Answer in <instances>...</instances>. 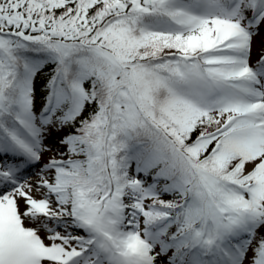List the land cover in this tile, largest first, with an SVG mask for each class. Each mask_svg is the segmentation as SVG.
<instances>
[{"label":"trees","instance_id":"1","mask_svg":"<svg viewBox=\"0 0 264 264\" xmlns=\"http://www.w3.org/2000/svg\"><path fill=\"white\" fill-rule=\"evenodd\" d=\"M211 1L224 8L228 0ZM253 2L239 0V17H251ZM0 12L6 14L0 18V143L5 131L18 129L21 108L41 129L64 126L72 149L84 157L60 167L73 204L80 195L107 191V183L129 184L123 170L131 163L153 197L143 212L147 225L172 215L182 217L185 230L201 218L210 225L209 204L244 199L250 144L223 131L202 138L219 125L201 107L202 91L193 89L186 71L200 74L199 65L219 57L205 58L202 42L190 43L187 34L151 28L176 13L169 4L147 1L140 9L132 0H0ZM255 176L259 203L264 170ZM224 183H230L226 192Z\"/></svg>","mask_w":264,"mask_h":264},{"label":"rangeland","instance_id":"2","mask_svg":"<svg viewBox=\"0 0 264 264\" xmlns=\"http://www.w3.org/2000/svg\"><path fill=\"white\" fill-rule=\"evenodd\" d=\"M132 1L140 9L146 8V0ZM154 4L164 9L165 4L179 7L172 21H158L156 29L184 31L190 43L202 42L205 58L222 56L221 63L199 65L198 71H208L202 75L205 78L187 67L190 84L205 96L209 93L206 97L212 100L203 103L211 109L220 130L232 121L247 123L233 130V135L248 139L256 153L247 169L264 167V15L256 14V22L249 24L238 19L232 5L222 10L208 0H152L149 6ZM263 8L264 3L258 10ZM24 123L16 133L17 140L35 164L28 176L13 185L4 182V189L0 188V264H175L170 250L163 251L155 241L161 226L142 222V211L153 198L130 166L125 170L130 171V189L115 185L110 197L101 191L80 196L73 207L59 190L58 167L73 157L72 146L64 138L65 127L54 122L37 131L27 115ZM8 171L0 161V178L13 180ZM248 185L244 189L247 196ZM236 204L243 206L244 202ZM260 204L264 212V198ZM209 206L217 235L206 239L203 226L201 232L193 229L191 236L193 248L206 247L208 264H251L257 254L264 258L260 240L264 224L256 226L253 235L247 225L251 202L238 207L240 210L220 201ZM80 234H92L86 248L79 244ZM234 237L238 242L232 247L229 239Z\"/></svg>","mask_w":264,"mask_h":264},{"label":"bare ground","instance_id":"3","mask_svg":"<svg viewBox=\"0 0 264 264\" xmlns=\"http://www.w3.org/2000/svg\"><path fill=\"white\" fill-rule=\"evenodd\" d=\"M261 35L264 36V28H263V30L261 31Z\"/></svg>","mask_w":264,"mask_h":264},{"label":"water","instance_id":"4","mask_svg":"<svg viewBox=\"0 0 264 264\" xmlns=\"http://www.w3.org/2000/svg\"><path fill=\"white\" fill-rule=\"evenodd\" d=\"M149 1L151 2V0H149ZM2 16H5V14H1V13H0V17H2Z\"/></svg>","mask_w":264,"mask_h":264}]
</instances>
